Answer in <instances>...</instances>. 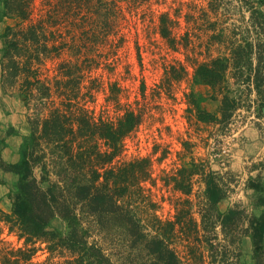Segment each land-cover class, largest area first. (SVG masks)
I'll return each instance as SVG.
<instances>
[{"label":"trees","instance_id":"trees-1","mask_svg":"<svg viewBox=\"0 0 264 264\" xmlns=\"http://www.w3.org/2000/svg\"><path fill=\"white\" fill-rule=\"evenodd\" d=\"M36 1L0 0V22H14L2 34L0 83L20 96L29 125L21 162L8 164L0 152V171L20 178L16 202L10 213L0 209V222L26 246L5 264L30 261L36 244L45 245L58 264H241L245 254L264 264V213L251 216L239 205L221 212L218 206L232 188L205 162L183 163L163 179L187 196L176 222L148 212L155 209L146 193L156 181L153 163L125 158L147 103L139 106L136 97L134 107L125 86L104 77L105 71L118 73L127 42L129 19L120 0ZM126 1L131 15L151 2ZM185 4L190 10L183 25ZM174 10L160 12L156 26L186 62L167 66L163 92L174 98V84L188 78L191 66L194 77L211 86L218 109L201 108L192 95L189 121L197 112L198 123L230 127L252 103L241 98L251 96L264 117V0H192ZM140 90L146 100L144 82ZM100 92L105 104L99 105ZM258 167L264 171V162ZM195 182L204 185L197 212L190 200ZM249 187L263 194L261 176ZM56 219L64 231L52 226ZM178 234L188 241L190 259L175 247ZM245 236L252 239L250 252L242 246Z\"/></svg>","mask_w":264,"mask_h":264},{"label":"rangeland","instance_id":"rangeland-1","mask_svg":"<svg viewBox=\"0 0 264 264\" xmlns=\"http://www.w3.org/2000/svg\"><path fill=\"white\" fill-rule=\"evenodd\" d=\"M192 0H151L150 4L142 6L139 13H128V2L120 0L126 10L129 22L123 29L127 42L119 52L120 64L118 73L111 75L105 71V80H119L127 89V94L136 107L134 100L139 99V106L146 101L147 115L143 124L128 138L125 158L148 157L153 163L155 183L146 185V193L155 203V209H149L162 221H177L180 210L187 208V196L175 191L172 186H166L165 175L175 174L183 163L191 165L193 160L197 163L205 162L214 171L222 176L224 183L229 184L232 192L229 197L219 204V210L226 212L235 205H239L258 217L264 213V193L259 194L249 187V183L261 176L264 186V171L258 167L264 162V117L257 112L253 101L257 98H241L249 107L239 111L240 116L234 118V123L227 128L220 129L214 125L198 123L197 112L192 121L188 120L186 109L192 100V95L198 100L201 108L215 113L217 103L212 99L211 86L201 79L194 77L193 67L190 66L189 76L185 80L174 84V98L163 92L161 85L168 65L181 60L186 62L183 51L174 52L161 38L157 30L158 15L162 11L170 10L175 14L174 8L179 3H191ZM258 1V0H253ZM40 0L36 3L39 5ZM166 2V3H165ZM142 10L148 12L143 17ZM190 8L185 4L184 15ZM13 21L0 22V62L2 58L4 40L2 34L7 25ZM205 55L201 56V59ZM1 82V67H0ZM145 83L147 99L141 96V84ZM108 90V84H106ZM248 95V94H247ZM126 102V98L123 99ZM98 103L105 104L104 93H98ZM100 109V106L97 107ZM110 113L115 115L116 108L110 106ZM248 110V111H247ZM28 111L20 96L5 90L0 83V152L10 151L23 159V146L29 134L27 123ZM241 117V118H240ZM13 130V133H7ZM5 161V160H4ZM6 162V161H5ZM17 162V163H18ZM16 164V163H14ZM257 166V167H256ZM13 176V178H12ZM19 176L15 173L0 171V209L10 213L18 196ZM204 185L195 182L193 194L190 196L194 212L203 201ZM181 215V213H180ZM200 222L199 214H196ZM52 226L64 231L65 224L56 219ZM175 247L184 259H190L188 241L185 236L178 234ZM242 246L250 252L252 239L245 236ZM24 240L16 232H10L5 222H0V264L13 253L25 249ZM34 252L30 261L23 264H58L59 260L53 258L45 249V245L36 244L30 249ZM21 257V255H17ZM194 264V260L190 259ZM241 264H254L251 256L245 254Z\"/></svg>","mask_w":264,"mask_h":264},{"label":"crops","instance_id":"crops-1","mask_svg":"<svg viewBox=\"0 0 264 264\" xmlns=\"http://www.w3.org/2000/svg\"><path fill=\"white\" fill-rule=\"evenodd\" d=\"M3 157H4V160L6 161V163L8 164H14V163H17L18 160H19V157L18 155H14L12 152L8 151H4L3 152ZM13 178V176H12Z\"/></svg>","mask_w":264,"mask_h":264}]
</instances>
